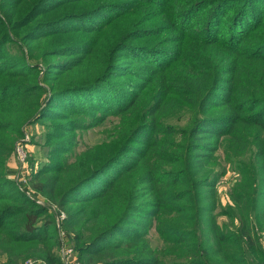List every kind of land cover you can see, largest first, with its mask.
Returning a JSON list of instances; mask_svg holds the SVG:
<instances>
[{"label": "trees", "instance_id": "trees-1", "mask_svg": "<svg viewBox=\"0 0 264 264\" xmlns=\"http://www.w3.org/2000/svg\"><path fill=\"white\" fill-rule=\"evenodd\" d=\"M106 120L108 143L76 155ZM38 124L28 143L56 161L30 155L29 185L81 264H264V0H0L3 264H62L54 215L9 179ZM227 166V222L204 227Z\"/></svg>", "mask_w": 264, "mask_h": 264}, {"label": "rangeland", "instance_id": "rangeland-1", "mask_svg": "<svg viewBox=\"0 0 264 264\" xmlns=\"http://www.w3.org/2000/svg\"><path fill=\"white\" fill-rule=\"evenodd\" d=\"M55 4L57 5L58 3H55ZM51 8H47L46 10L43 11L44 12L43 17L51 16L55 13L51 11ZM3 11H7V9ZM23 31L24 30L20 31L17 35H21ZM43 46L51 47L52 45L51 43H45L43 44ZM12 47H13L12 44H6L5 53H8L10 49L12 51ZM27 47L28 45L24 46L22 49L24 57H26L28 61L32 63H36L37 60H34V59L29 60L28 54H27V50H28ZM14 48L17 49L15 46ZM45 122H47V125H54L57 121L48 120ZM111 126L112 124L110 123V121L106 120L103 125L97 126L88 131L76 133V138L79 140L78 143H80L79 147L76 150V155L83 153L86 150L91 149L95 146H100L103 143L105 144L108 143V140H109L108 134L112 132V128H113ZM46 130H47L46 127H44V125L42 124L31 126L30 128L27 129L26 134H25V141H23L25 143L27 141V144L20 145L21 149L26 155V160L28 159V157L30 158L32 156L33 157L32 159L35 160L37 164L39 163L40 166L42 164H45L47 161L50 162V160L56 161V160H53L56 156H54L53 154L47 155V150L45 146L40 147L39 146L40 144L36 146V145H33L32 143H28V141L29 139L31 140L32 137L34 136L36 137L43 136ZM35 140H38V138H36ZM50 140H49L50 145L57 143L56 141H53V140L50 141ZM76 159H77L76 157H73L69 159V161H71L72 163V162H75ZM85 159L87 160L88 157H85ZM9 162H12V164L15 165L13 168L15 169L16 173L14 175H11L9 179L14 184L16 189L20 191L21 193H23L30 201L34 202L38 206L45 208L48 211V213L53 214L55 217V223H57L56 216H57L58 210L56 209L55 203H53L52 201L46 200L44 197L37 195L36 192L29 185L30 179L28 175L33 172L34 167L31 169L30 164H28L27 162L26 163L21 162V160L19 159V157H17V155L14 156L13 159H10ZM233 171L234 170L231 169L230 166H227L225 175L222 177V179H220L219 183L217 184L215 188V198H214V201L217 205V209L215 210V212H212L210 216L208 215V213L204 215V219H203L204 227H207L210 221L212 220L218 222L220 225H223L224 223L227 222V219L221 214V210H222L221 208H226L227 206L230 205L229 190L232 184L238 180V176ZM23 185H28L27 186L28 188L24 189ZM37 199L41 200V204L36 203ZM64 215L66 216V213H64ZM210 217H213V219L210 220L209 219ZM66 235L73 237L72 232L66 231L61 228L56 232V239L59 240L61 237L66 236ZM145 238L146 240H148L149 245L152 248L156 249L157 252L163 251L166 249V246L164 245L163 240H161L160 237L156 234L154 228L151 227L149 229L148 235ZM121 240H122V234H118L112 239V243L121 241ZM263 245H264V240H263ZM75 253L78 259L76 250H75ZM58 254H59V249L57 250V255ZM165 258L169 259V257H165ZM4 261H5V258L3 256H0V264H3Z\"/></svg>", "mask_w": 264, "mask_h": 264}, {"label": "built area", "instance_id": "built-area-1", "mask_svg": "<svg viewBox=\"0 0 264 264\" xmlns=\"http://www.w3.org/2000/svg\"><path fill=\"white\" fill-rule=\"evenodd\" d=\"M16 155L19 157L21 162L26 163V155L21 149V146H17ZM21 188V187H20ZM22 189V188H21ZM37 204H41V200L37 199ZM66 218L63 212L57 214L56 220L57 229H61L60 223ZM59 220V221H58ZM59 254L58 257L62 264H81L76 257L75 249L71 241V236H63L59 240ZM27 264V263H26ZM28 264H32V262H28Z\"/></svg>", "mask_w": 264, "mask_h": 264}, {"label": "crops", "instance_id": "crops-1", "mask_svg": "<svg viewBox=\"0 0 264 264\" xmlns=\"http://www.w3.org/2000/svg\"><path fill=\"white\" fill-rule=\"evenodd\" d=\"M8 166L11 167V168H13L15 165L12 164V162H9Z\"/></svg>", "mask_w": 264, "mask_h": 264}]
</instances>
